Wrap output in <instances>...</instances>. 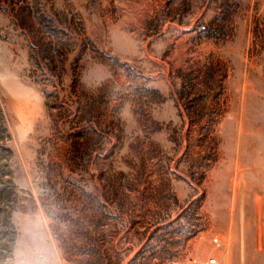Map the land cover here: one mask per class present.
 <instances>
[{
	"label": "rangeland",
	"instance_id": "rangeland-1",
	"mask_svg": "<svg viewBox=\"0 0 264 264\" xmlns=\"http://www.w3.org/2000/svg\"><path fill=\"white\" fill-rule=\"evenodd\" d=\"M210 258L264 264V0H0V264Z\"/></svg>",
	"mask_w": 264,
	"mask_h": 264
},
{
	"label": "trees",
	"instance_id": "trees-1",
	"mask_svg": "<svg viewBox=\"0 0 264 264\" xmlns=\"http://www.w3.org/2000/svg\"><path fill=\"white\" fill-rule=\"evenodd\" d=\"M39 67L42 69V71H43V74L44 75H47V71H46V67H43L42 65H41V63H39ZM116 194H118V192L116 193ZM111 197H109L107 194L105 195V200L100 204L101 205V208L100 209H104L105 211V214H107L108 216H109V218H112V219H114L115 220V223L113 224V228H114V230L113 229H111L109 232H107L106 230H104L103 228H100V227H102V226H104V224H102L101 222H95L94 223V225H95V227H97V228H99L101 231H99V233H100V235L101 236H103L104 238H105V236H109V239L108 240H105L104 238H102V241H103V244H108V245H110V247H108V248H106L105 250H103V251H105L106 252V254H107V257L106 258H108L110 261H112V258L110 257L111 256V251H114L115 249H114V238H115V235H118L119 233H120V228H118V221L120 220V216L119 215H113V213H112V207L115 209V210H117V211H121L122 209H124V206L122 205V204H114V201H111ZM122 212V211H121ZM106 218H108V217H106ZM131 227H133V226H131ZM160 228H163V227H160ZM96 229V228H95ZM98 232V231H97ZM192 234H194L193 233V231L191 232ZM91 234V233H90ZM66 244H68V243H66ZM96 252H98V253H100L101 252V250L100 249H96ZM109 256V257H108ZM115 257V256H114ZM102 259H104V258H102ZM120 259V257H118V259L117 260H119ZM116 264H122L121 263V260L118 262L117 261V263Z\"/></svg>",
	"mask_w": 264,
	"mask_h": 264
},
{
	"label": "built area",
	"instance_id": "built-area-1",
	"mask_svg": "<svg viewBox=\"0 0 264 264\" xmlns=\"http://www.w3.org/2000/svg\"><path fill=\"white\" fill-rule=\"evenodd\" d=\"M209 264H220L218 259L216 258H210L208 261Z\"/></svg>",
	"mask_w": 264,
	"mask_h": 264
}]
</instances>
